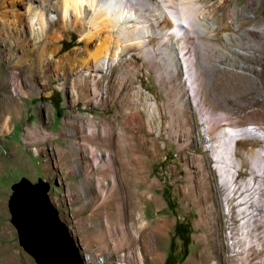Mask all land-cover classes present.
<instances>
[{
	"label": "rangeland",
	"instance_id": "obj_1",
	"mask_svg": "<svg viewBox=\"0 0 264 264\" xmlns=\"http://www.w3.org/2000/svg\"><path fill=\"white\" fill-rule=\"evenodd\" d=\"M195 1L218 24L264 26V0L254 1L253 17L246 16L253 0ZM47 3L56 9L50 29ZM61 3L0 0V264H59L67 233L79 252L102 255L100 264H261L264 223L237 252L233 232L241 222L231 219L210 136L196 110L183 116L173 100L182 71L169 70L172 47L155 34L150 55L125 49L94 82L81 74L93 72L91 53L115 31L87 38L72 8L65 28ZM214 31L207 28L201 45L216 79L205 110L227 113L247 129L240 144L248 146L257 133L264 138V56L239 54L246 66H231L216 55L226 40ZM138 86L153 95L152 118ZM236 167L239 181L251 175L249 164ZM22 180L45 183L51 232H41L40 219L32 222L34 236L19 230L9 200ZM121 252L123 263L116 260Z\"/></svg>",
	"mask_w": 264,
	"mask_h": 264
},
{
	"label": "bare ground",
	"instance_id": "obj_2",
	"mask_svg": "<svg viewBox=\"0 0 264 264\" xmlns=\"http://www.w3.org/2000/svg\"><path fill=\"white\" fill-rule=\"evenodd\" d=\"M49 1L51 2V0ZM254 1L248 5L247 17H253L252 10L256 3ZM60 7L63 20H65L64 27L70 26L66 16L68 17L69 9L72 8L75 14L82 19L84 35L89 39L100 30L109 33L115 31L114 40L110 36H106L91 53L92 58L90 59H93L95 63L92 67L93 72L81 74L85 78L90 75L94 82L101 73L106 72L120 59L125 49H142L140 54L146 57L150 55L152 49L150 41L155 34H162L161 41L170 45L169 48L172 47L171 58L168 60L170 69H168L173 72L171 73L173 76L178 75L180 70L182 71V75L175 79V83H178L177 85L182 91L180 95L173 96V100L180 104L179 110H182V115L186 112L191 117L188 107L192 111L196 110L210 136L211 147L217 160L216 165L221 172L220 182L226 189L225 200L228 202L230 214H232L231 219L241 222V228L233 232L234 246L238 247L237 252L241 253L243 250L241 247L242 238H245L252 227L264 223V138L257 133V139L250 141L248 146H245L244 143L240 144L241 141H244L240 135L245 134L247 129L236 125L235 120L226 116L227 113H214V110H205L204 98L208 95L216 97L214 92L216 79L213 73L215 64L203 59L201 45L207 35V28L215 30V34H221L226 40L225 47H220L222 51L216 55L226 59L231 66L244 67L246 64L238 59L239 54L264 56V26H241L236 23L235 25L223 23L225 25L223 26L204 17L202 15L204 6L195 0H62ZM37 8L39 7L33 6L34 13ZM54 10H56L55 6L50 3L46 4L45 11L49 16ZM151 13H154L152 17ZM49 16L47 29L56 25L53 15L51 16L53 19ZM71 24H76V21L72 19ZM231 27L232 31H230ZM34 28L36 29V26ZM214 33L211 35L214 36ZM112 47L114 53L110 51ZM160 80H162L161 77ZM173 83L169 87L173 86ZM139 91L148 98L149 116L152 118L156 110L153 95L142 87H139ZM181 94L184 96L182 97ZM237 102L241 103L242 100L239 99ZM227 108L228 111L232 110L230 106ZM171 111V107L167 109L169 114L172 113ZM262 120L264 122V117ZM238 153L242 156L240 160L236 158ZM103 156L110 157V152L106 150ZM239 163L249 164L251 171L250 176L240 181L234 172ZM236 208H238V212H236ZM249 250L251 249L246 250V254ZM194 263L196 264V262Z\"/></svg>",
	"mask_w": 264,
	"mask_h": 264
},
{
	"label": "water",
	"instance_id": "obj_3",
	"mask_svg": "<svg viewBox=\"0 0 264 264\" xmlns=\"http://www.w3.org/2000/svg\"><path fill=\"white\" fill-rule=\"evenodd\" d=\"M46 189L45 183H31L29 180H22L15 185L14 191L9 200V206L12 215H15L16 218L18 217V221L21 223L22 227H18L22 233L29 229L30 232H32L31 236H34L36 228H30H32V222L39 221V219L40 221L38 225H42L40 226L41 232H51L50 228L52 227L48 222L51 220L49 217L52 206L49 203ZM40 211L41 213L46 212V214H41ZM66 236L67 237L63 239V241H65L64 244L61 245V247L63 246L61 248L63 251L60 254V258L62 259L60 262H68L69 264H83L82 258L79 255L77 241L68 233ZM69 244H71V246ZM68 247H70L72 254L69 250H67Z\"/></svg>",
	"mask_w": 264,
	"mask_h": 264
},
{
	"label": "built area",
	"instance_id": "obj_4",
	"mask_svg": "<svg viewBox=\"0 0 264 264\" xmlns=\"http://www.w3.org/2000/svg\"><path fill=\"white\" fill-rule=\"evenodd\" d=\"M79 255L82 258L83 264H100L101 262H104L103 256L100 255L99 253H96L92 249H87L83 252L81 251L79 252ZM124 257H125L124 252H121L120 254H116V260L118 261L119 259H121L122 263L124 262ZM116 264H120V262H117ZM261 264H264V258Z\"/></svg>",
	"mask_w": 264,
	"mask_h": 264
}]
</instances>
